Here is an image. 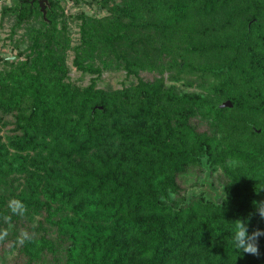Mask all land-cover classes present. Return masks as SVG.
I'll list each match as a JSON object with an SVG mask.
<instances>
[{"label": "trees", "instance_id": "1", "mask_svg": "<svg viewBox=\"0 0 264 264\" xmlns=\"http://www.w3.org/2000/svg\"><path fill=\"white\" fill-rule=\"evenodd\" d=\"M73 1L106 12L1 8L25 30L0 57V264H264V236L259 258L232 241L264 194V0ZM104 71L136 81L99 87ZM194 171L216 199L181 184ZM13 198L27 212L5 223Z\"/></svg>", "mask_w": 264, "mask_h": 264}, {"label": "rangeland", "instance_id": "2", "mask_svg": "<svg viewBox=\"0 0 264 264\" xmlns=\"http://www.w3.org/2000/svg\"><path fill=\"white\" fill-rule=\"evenodd\" d=\"M11 0H0V57H10L17 55V48L14 47V40L23 38L22 33L25 30L24 26L17 28L13 37L10 38V29L15 21V17L11 15L4 16L1 18V8L3 5L10 4ZM62 6H64V10L66 14H75L78 11H85L87 13L92 14L94 11L98 14H104L105 10H98L96 5H89L86 1L74 2L73 0H61ZM69 27L72 34V44L76 42L77 37V25L76 21L69 19ZM26 45V42H23L20 45V48L23 49ZM72 51H68L67 56V64L70 69V79L74 83L78 85H86L89 83L90 75L82 74L79 70H77L72 65ZM20 58V57H19ZM1 59V58H0ZM18 59L17 57L14 59ZM2 63L0 62V66ZM156 74L150 72H141L140 76L144 79H152ZM136 78L133 76L127 77L123 71H104L101 77L98 79L97 85L103 88H118L123 85H127L131 82H135ZM203 127V126H202ZM10 125L8 127H4L0 134H6L9 132ZM217 173V172H216ZM215 175V174H213ZM204 174L200 171L191 172L187 177H181L180 182L188 191H199V189L204 188L208 190V195L210 198L216 199V193L213 191L211 186H208L206 183L202 184V180L204 181ZM215 178V177H213ZM212 179V178H210ZM214 180L215 187L218 186V182ZM264 199V194H257L254 197V201H260ZM9 257V256H7Z\"/></svg>", "mask_w": 264, "mask_h": 264}, {"label": "clouds", "instance_id": "3", "mask_svg": "<svg viewBox=\"0 0 264 264\" xmlns=\"http://www.w3.org/2000/svg\"><path fill=\"white\" fill-rule=\"evenodd\" d=\"M169 196L172 199H175V194L169 190ZM255 207V213H249L248 218L245 219H236L235 232L232 236V241L237 250L242 251V253L260 257L261 253L259 250V238L264 236V229L255 228L249 233V222L251 217L254 214H258L261 220H264V199L260 201H253ZM8 209L11 215H5L3 220L5 223H10L12 216L23 217L27 212V206L25 203L19 199H11L8 202ZM9 232L6 228H0V244H3L7 241ZM34 238L33 233L27 229H21L18 236L14 242H8L9 247L19 245L23 246L26 242H31Z\"/></svg>", "mask_w": 264, "mask_h": 264}, {"label": "water", "instance_id": "4", "mask_svg": "<svg viewBox=\"0 0 264 264\" xmlns=\"http://www.w3.org/2000/svg\"><path fill=\"white\" fill-rule=\"evenodd\" d=\"M47 2V0H38V3L40 5V9L43 11V13H45V3ZM17 57V55L15 56H10L8 57V59H15ZM220 107H231L232 103L230 102V100H225L222 103H220L219 105Z\"/></svg>", "mask_w": 264, "mask_h": 264}]
</instances>
